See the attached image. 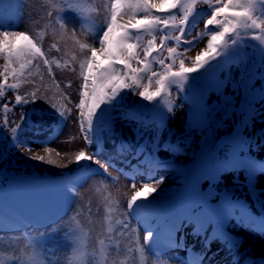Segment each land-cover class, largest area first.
Returning <instances> with one entry per match:
<instances>
[{
    "label": "rangeland",
    "instance_id": "rangeland-1",
    "mask_svg": "<svg viewBox=\"0 0 264 264\" xmlns=\"http://www.w3.org/2000/svg\"><path fill=\"white\" fill-rule=\"evenodd\" d=\"M111 2L112 0H79L76 4L66 6L67 0H27L21 13V20L19 24H15L10 18L7 1L0 0V31L28 33L45 51L47 58L51 61V71L55 74L53 78L49 74L48 66L44 65L46 75L54 85L50 83V88L48 86L44 90L45 96L38 92V95L44 98L38 99L35 104L15 105L16 95L30 97L31 93L38 89L29 77L33 75L34 68L43 62L33 61L30 68L26 67L25 77L15 80L10 74L11 68L8 69V84L18 83L19 87L10 89L6 86L7 92L0 102V172L11 169L17 172L45 170L53 174L72 175L94 165L91 161H82L80 164L75 162L76 154L79 151H85L88 155L96 153L98 159L109 165L108 170L114 175L113 179L98 175L87 179L82 184L69 214L56 225L45 230L24 229L16 234H0V264H34V256L40 264H50V262L52 264H193L195 262L187 256V248L177 249L159 262L146 251L144 240L146 234L133 220L128 201L136 190L142 189L145 184L156 185V180L152 178L148 181L147 177L136 175L138 165L135 167V164L139 158H131L128 148L132 145L142 159L145 154L139 152L138 143L143 134H151L150 142H153L159 134L162 144L160 143L161 147L156 156L160 159L158 166H162V169H157V179L171 177L176 181L171 183L173 184L171 189L163 193L147 194V199L141 198L140 202L148 203L154 199L168 200L167 196L171 195L182 182L187 155L191 153L192 148L194 150L191 139L194 138L195 141L196 137L185 119L186 113L183 112V106L185 100L189 98V91L194 89L196 84L179 81L173 87L171 97L174 109L169 123L161 128H151V126L154 127L152 123L147 131L144 132L141 128L138 136L135 133V122H139L141 117V114L137 115L136 112L143 109L140 106L141 102L146 104L148 101L143 100L139 91L147 87L150 93L156 92L158 89L153 77L151 86L149 83L144 84L148 81L145 78L141 88L135 94L125 89L117 96L113 102L116 127L105 133L106 145L104 144L103 148L97 149L95 142L90 146L87 145L80 131L75 104L81 99L83 83L81 65L85 64L91 55L86 48L82 49L81 45L91 44L93 47H98L95 41L106 27ZM154 14L161 13L154 12ZM136 16L142 17L143 13L136 12ZM130 19H132L131 14L123 19L118 18V23H127ZM63 21L66 23L62 26ZM74 28L75 35H73ZM203 30H205L204 22H201L195 34ZM156 35L158 44L161 34L157 32ZM209 38L210 36L202 39L198 46L188 53L185 58L186 67L192 66L191 62L206 48ZM147 39H151V36L143 38V40ZM20 43L27 42L20 41ZM19 63H14L12 67L19 70ZM25 63L27 64V61ZM5 67L6 60L3 55H0V73L4 72ZM173 70H178V64ZM154 71H161L160 66L157 65ZM2 81H4L3 75H0V82ZM69 84L71 87H68ZM52 92L55 96L49 99ZM65 97L70 99L71 103H68ZM45 98L49 100V103L45 102ZM255 102L259 104L260 112L253 118V127L248 129L247 126L244 129V147H249V150L254 153L264 154V98L258 93L255 96ZM6 103L11 109L9 112L3 111V105ZM50 104H55L58 109L64 111L67 119H63ZM65 106L71 109L70 113L65 111ZM87 106L88 103H86L85 111ZM21 113L25 115L23 122L20 121ZM127 113H134L138 118L125 119ZM140 122L144 123V121ZM17 124L20 125V129L14 141L11 130ZM235 129L239 130V127ZM179 140L184 144L183 150L173 155L167 147L171 143L178 144ZM14 143L31 147L36 153L45 157L46 148L58 150L61 155H55L59 159L55 160L54 164L40 162L29 159L33 153L17 145L13 147ZM148 150L149 147L146 151ZM115 159L116 161H111ZM147 161L150 163L149 160ZM152 167L157 168L155 164ZM181 167H183L182 171ZM164 183L167 182L164 180ZM157 185L160 184L157 183ZM230 187H233L231 191ZM251 189L240 172L226 175L216 185V192L213 190L216 195L250 200L252 213L238 214L236 217L238 221L233 222L232 228L241 239V243L233 249H226L212 230L199 237L197 245L205 246L204 255L201 253L202 264H240L242 260L244 262V259L249 263L255 260L260 264V259L264 258V179L257 177L256 186ZM253 192L256 197L252 196ZM166 214L167 210L163 209L156 218L160 219ZM189 229L187 226L184 236L188 234ZM141 249H143L142 252ZM234 258H236L235 261Z\"/></svg>",
    "mask_w": 264,
    "mask_h": 264
},
{
    "label": "snow or ice",
    "instance_id": "snow-or-ice-1",
    "mask_svg": "<svg viewBox=\"0 0 264 264\" xmlns=\"http://www.w3.org/2000/svg\"><path fill=\"white\" fill-rule=\"evenodd\" d=\"M79 0H67V5L78 3ZM204 3L211 5V0H203ZM196 0H112L109 5L108 22L106 27L99 33L96 43L98 47H93L91 44L81 45L82 49H87L91 55L85 64L81 65V75L83 83L81 84V99L75 104L78 110V123L80 125L81 134L87 145H92L95 142V133L100 127H104V120L111 108H101L102 105H111L116 100L117 96L125 89L132 90L135 94L141 88V81L147 77L149 86L155 84L157 91L150 93L145 87L139 91V95L143 100L151 101L154 96H159L162 92L169 89L172 84L182 81L188 82L189 74L196 72L199 69H206V73H212L216 70L223 61L218 64H211L212 61H218L219 57L225 56L227 50L237 44L242 31L249 28L259 29L264 33V20L256 17L258 4H264V0H216L219 6L212 7L208 18L204 22L205 29L212 27L210 38L206 48L195 56L191 62L192 66H185V58L183 53H177L176 47H168L167 42L170 39L180 42L192 44V39H183L186 29H189V18L193 15ZM180 9L181 15L176 14L162 16L155 15L154 12L172 13L174 10ZM135 10V12H133ZM229 10H231L229 14ZM136 12H142V17H137ZM132 15L127 23H118V18L123 19L125 16ZM51 15V13H49ZM66 21L62 22V26ZM121 29L122 35L118 38L113 36L114 29ZM169 29H177L178 35L171 36ZM76 29H73L75 35ZM159 32V44H157V35ZM141 33H146L151 36V39L143 40ZM264 42V37L260 38ZM20 41L27 43L21 44ZM164 49L168 53V57L158 56L155 62L159 64L161 71L153 70V60L148 59L153 56V53H161ZM187 51V50H186ZM141 52L143 56L141 57ZM0 55L6 60V67L3 73L4 85L10 89H17L18 83L8 84L9 72L11 68V76L13 79L25 77V68H30L33 61H42L48 66L49 74L55 77L51 71V61L47 58L42 47L35 42L28 33L24 31H0ZM98 56L102 57L107 63L100 67ZM165 59L171 63H165ZM178 70H173L177 64ZM27 61V64L25 63ZM16 62L19 63V70L12 67ZM211 65V67H206ZM39 65H37L38 67ZM195 77H193L194 79ZM68 87H71L69 84ZM241 88H246L245 84L240 85ZM39 89L33 91L30 97L16 95L15 105L32 103L35 104L38 99L44 98L38 95ZM3 95L2 87H0V96ZM68 103L71 100L65 97ZM90 100V104L86 108V102ZM45 102L49 100L45 98ZM63 119H67L65 112L56 107L55 104H50ZM171 110V109H169ZM3 111L9 112L11 109L8 104L3 105ZM65 111L71 112V109L65 106ZM138 117L134 113H127L125 119L136 120ZM25 120V115L21 113L20 121ZM5 123L7 119L5 118ZM87 124V127H85ZM20 125L12 128L13 140L16 141V133L19 131ZM18 147H22L25 151L33 153L29 159L54 164L55 161L51 158L52 149L46 148L48 157L35 152V149L26 145L16 143ZM57 156L61 153L57 152ZM82 161H91L94 164L100 165L105 173L108 170V164L97 158V154L88 155L85 151H79L75 156V162L80 164ZM164 178L160 177L157 181L162 184ZM135 188V184H133ZM157 191L155 186L151 184L143 185L142 189L136 190L128 201V208L132 209L136 206L134 215L146 209L145 206L150 204H137L141 198L147 199V194ZM125 223V227H126ZM146 235L144 240L150 242L153 239V230L145 229ZM118 251V249H117ZM143 249H141V252ZM34 264H40L39 260L34 256ZM52 264V262H50ZM199 264V261H197Z\"/></svg>",
    "mask_w": 264,
    "mask_h": 264
},
{
    "label": "bare ground",
    "instance_id": "bare-ground-1",
    "mask_svg": "<svg viewBox=\"0 0 264 264\" xmlns=\"http://www.w3.org/2000/svg\"><path fill=\"white\" fill-rule=\"evenodd\" d=\"M102 60H103V58L102 57H100V56H98V61H99V65L98 66H101V64L103 63L102 62ZM39 66L37 67L36 66V68H34V73H33V75L32 76H30L29 78H30V80L33 82V85H35L36 84V88H38L39 89V92L41 93V95L42 96H45V93H44V90L46 89V88H48V86H49V88H50V83H52V82H50V80H49V78L47 77V75H46V73H47V71H46V67L44 66V64H38ZM54 84L52 83V86H53ZM51 86V87H52ZM55 96V93L54 92H52V93H50V97H49V99H53V97ZM90 102V100H88L86 103H88V104H90L89 103ZM87 111V110H86ZM85 127H87V124H85ZM137 128V129H136ZM140 129H141V123H139V122H135V133H136V135L138 136V134H139V132H140ZM57 152H59L58 150H54V151H52V153H51V158L55 161V160H57V159H59V158H56L57 156H55L56 155V153ZM60 153V152H59ZM64 154V153H63ZM62 154V155H63ZM128 154H129V156L131 157V158H134V159H137V157L139 158V155L137 154V152L133 149V147H132V145H130L129 146V148H128ZM102 156H105V155H103L102 154ZM47 157H48V153H47V155H46V159H47ZM111 161H116V159L115 160H111ZM48 166V165H47ZM142 167H145V164H143L142 165ZM44 173H50V172H47V171H43ZM11 173H13V172H6V173H4V177L3 178H0V184L2 183V182H4V180H5V178L7 177V175L8 174H11ZM178 173H179V171H178ZM17 174H19V173H17ZM157 172L156 171H153V170H150V169H148V168H145L144 170H143V176H147V178H148V181L150 180V179H152V178H155V180H156V185L155 184H152V186H155L156 188H157V193H163L164 191H167L168 189H171L172 188V185H171V183H175V179L174 178H171V177H166V178H164V180L167 182L166 184L163 182L162 184H160V185H157V181H158V179H157ZM173 181V182H172ZM174 216H177L176 215V213H174ZM12 233H15V232H12ZM197 237H198V234H193L190 238V240L191 241H194V240H196L197 239ZM201 247H199V245H195V246H193L192 248H191V250H190V253H189V256L190 257H197L198 256V254H199V249H200ZM247 260H245L244 259V262H243V260L241 261V263L240 264H258L256 261H251L250 263L248 262Z\"/></svg>",
    "mask_w": 264,
    "mask_h": 264
},
{
    "label": "trees",
    "instance_id": "trees-1",
    "mask_svg": "<svg viewBox=\"0 0 264 264\" xmlns=\"http://www.w3.org/2000/svg\"><path fill=\"white\" fill-rule=\"evenodd\" d=\"M216 6H219V5H216ZM229 12H231V10H229ZM262 20H264V15H263V19Z\"/></svg>",
    "mask_w": 264,
    "mask_h": 264
}]
</instances>
